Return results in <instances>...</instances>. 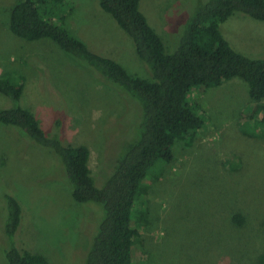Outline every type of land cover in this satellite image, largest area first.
I'll use <instances>...</instances> for the list:
<instances>
[{"label": "rangeland", "instance_id": "rangeland-1", "mask_svg": "<svg viewBox=\"0 0 264 264\" xmlns=\"http://www.w3.org/2000/svg\"><path fill=\"white\" fill-rule=\"evenodd\" d=\"M17 1L0 0V74L25 75L21 102L43 128L59 132L68 143L88 146L90 168L96 185L101 186L113 160L137 129L138 104L51 40L18 36L9 24L10 9ZM65 1L66 27L90 50L113 57L131 74L152 78L129 36L97 0ZM205 1L140 0L139 8L170 52L188 16ZM220 31L235 50L264 57V21L236 13L220 23ZM193 96L203 104L206 125L194 147L179 145L171 164L158 162L164 170L150 183V221L140 228L135 215L132 219L141 229L146 250L142 254L140 244L133 245V264H215L219 243L231 252L220 264L246 261L244 250L264 251V139L248 135L249 123L239 122L250 104L247 85L232 78L217 87L195 89ZM2 102L6 104L1 107L11 105L0 96ZM57 116L62 118L58 127ZM238 164V170L229 171ZM7 192L23 209L13 237L17 246L23 243L24 248L44 254L50 264H83L100 205L75 202L54 155L24 139L15 128L0 124V264H6L2 249L7 210L2 198ZM233 212L249 220L243 231H235L227 221Z\"/></svg>", "mask_w": 264, "mask_h": 264}, {"label": "trees", "instance_id": "trees-1", "mask_svg": "<svg viewBox=\"0 0 264 264\" xmlns=\"http://www.w3.org/2000/svg\"><path fill=\"white\" fill-rule=\"evenodd\" d=\"M97 1L129 36L138 58L148 65L151 79L131 74L113 57L90 50L66 27L65 0H18L10 9L9 24L23 39L51 40L69 56L85 61L137 102L141 111L137 129L113 160L103 184L96 185L88 146L68 143L59 132L51 133L43 128L34 113L21 102L26 81L23 73L0 74V96L11 103L1 107L6 104L4 100L0 105V124L15 128L24 139L54 155L75 202L100 205L97 227L83 264H133V245L140 244L142 254L146 250L141 229L132 224V219L135 215L140 228L150 221V183L157 181L164 170L158 162L171 164L179 145L194 147L206 125L203 104L193 96L195 89L217 87L232 78L242 80L247 85L250 104L241 112L239 122L249 123L248 135L260 141L264 139V57H249L235 50L220 31V23L236 13L264 21V0L198 3L186 19L175 49L170 52L165 50L162 37L140 10V0ZM58 114H62L61 110ZM58 116L57 127L62 124ZM239 168L238 164L229 171ZM2 199L7 210L3 228L6 241L2 249L6 264H50L44 254L24 248L23 243L17 246L13 237L19 229L23 209L9 192L4 193ZM247 220L242 213L227 215L235 231H243V226L249 224ZM218 246L220 253L215 264L231 255L223 245ZM244 251L246 261L236 260L234 264H264V251L259 254Z\"/></svg>", "mask_w": 264, "mask_h": 264}]
</instances>
